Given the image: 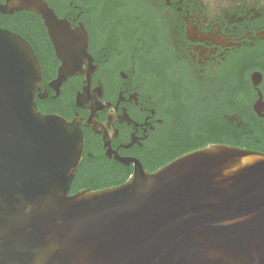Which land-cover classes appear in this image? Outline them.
<instances>
[{
  "label": "water",
  "instance_id": "95a60500",
  "mask_svg": "<svg viewBox=\"0 0 264 264\" xmlns=\"http://www.w3.org/2000/svg\"><path fill=\"white\" fill-rule=\"evenodd\" d=\"M21 10L59 23L44 0L0 6ZM87 42L71 39L77 61L63 62L52 87L87 70ZM42 78L31 45L0 27V264H264V153L208 144L70 195L83 136L37 110Z\"/></svg>",
  "mask_w": 264,
  "mask_h": 264
},
{
  "label": "flooded vegetation",
  "instance_id": "af4514ba",
  "mask_svg": "<svg viewBox=\"0 0 264 264\" xmlns=\"http://www.w3.org/2000/svg\"><path fill=\"white\" fill-rule=\"evenodd\" d=\"M44 1L59 22L51 28L30 10L0 12V27L36 54L37 110L83 136L70 195L118 186L135 165L155 172L200 149L206 133L264 127V0ZM79 32L90 65L54 88L63 62L77 61Z\"/></svg>",
  "mask_w": 264,
  "mask_h": 264
},
{
  "label": "trees",
  "instance_id": "16d2710c",
  "mask_svg": "<svg viewBox=\"0 0 264 264\" xmlns=\"http://www.w3.org/2000/svg\"><path fill=\"white\" fill-rule=\"evenodd\" d=\"M226 129H228V131L206 133L207 135L211 136L207 141L212 143L226 144L234 147H244L264 153L263 125L249 120L248 127L246 128H239L234 125L229 126ZM207 141L203 142L202 144H198L197 148L205 146ZM190 151H192V149L187 150V152Z\"/></svg>",
  "mask_w": 264,
  "mask_h": 264
}]
</instances>
